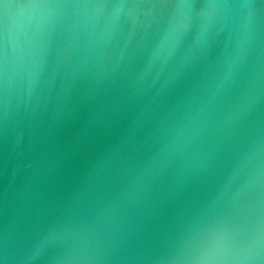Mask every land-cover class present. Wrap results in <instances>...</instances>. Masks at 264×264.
Here are the masks:
<instances>
[{
  "label": "clouds",
  "instance_id": "clouds-1",
  "mask_svg": "<svg viewBox=\"0 0 264 264\" xmlns=\"http://www.w3.org/2000/svg\"><path fill=\"white\" fill-rule=\"evenodd\" d=\"M0 124V264H264V0H0Z\"/></svg>",
  "mask_w": 264,
  "mask_h": 264
},
{
  "label": "water",
  "instance_id": "water-1",
  "mask_svg": "<svg viewBox=\"0 0 264 264\" xmlns=\"http://www.w3.org/2000/svg\"><path fill=\"white\" fill-rule=\"evenodd\" d=\"M28 163L13 151L11 143L6 140V130L0 124V210L12 206L22 191L26 181L27 170L23 167ZM151 223L158 228H173L183 223L181 217L161 216Z\"/></svg>",
  "mask_w": 264,
  "mask_h": 264
}]
</instances>
